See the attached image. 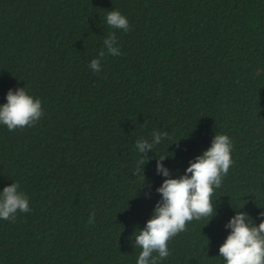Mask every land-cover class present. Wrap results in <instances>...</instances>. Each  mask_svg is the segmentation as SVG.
<instances>
[{
  "label": "trees",
  "instance_id": "1",
  "mask_svg": "<svg viewBox=\"0 0 264 264\" xmlns=\"http://www.w3.org/2000/svg\"><path fill=\"white\" fill-rule=\"evenodd\" d=\"M111 10L129 31L107 26ZM112 31L122 54L94 72ZM24 87L44 115L0 125V191L18 183L31 211L0 219V264H136L133 233L161 199L157 159L177 178L215 133L229 136L233 160L217 214L189 223L158 264H224L236 211L260 223L264 0H0V105ZM153 130L168 136L134 175L135 142Z\"/></svg>",
  "mask_w": 264,
  "mask_h": 264
},
{
  "label": "clouds",
  "instance_id": "2",
  "mask_svg": "<svg viewBox=\"0 0 264 264\" xmlns=\"http://www.w3.org/2000/svg\"><path fill=\"white\" fill-rule=\"evenodd\" d=\"M106 24L122 32L130 28L128 18L119 10L107 13ZM117 39L115 31L104 38L97 58L89 64L94 72L101 70V61L106 55L122 54ZM43 115L41 100L28 94L25 87L9 89L6 103L0 105V125H5L10 131L31 127ZM150 136L151 140L141 138L135 142L137 152L144 158L137 161L134 175L142 174L144 177L142 169L149 160L148 150L167 138L168 133L153 130ZM231 151L229 136L215 133L210 147L191 160L185 173L177 178H173L162 163L166 156L157 159L156 171L165 179L156 189L161 199L157 201L151 217L142 229L133 233L134 245L141 249L136 264H158L159 260L170 255V240L186 231L189 223L202 219L209 222L217 214L213 195L215 189L221 187L233 163ZM19 187L18 183L13 182L0 191V219L14 221L18 212L31 211L29 197L19 191ZM260 216L262 219L258 225L244 211H236L230 218L225 227L231 231L219 247V256L224 264H264V212ZM94 221L95 213L89 217L88 223ZM154 253L157 255L154 256Z\"/></svg>",
  "mask_w": 264,
  "mask_h": 264
}]
</instances>
